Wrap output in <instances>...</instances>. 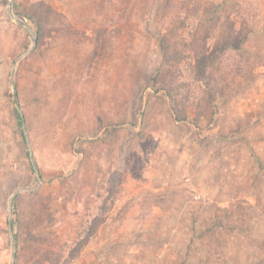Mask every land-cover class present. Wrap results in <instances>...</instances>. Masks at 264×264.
<instances>
[{
	"label": "rangeland",
	"instance_id": "1",
	"mask_svg": "<svg viewBox=\"0 0 264 264\" xmlns=\"http://www.w3.org/2000/svg\"><path fill=\"white\" fill-rule=\"evenodd\" d=\"M13 260L264 264V0H0Z\"/></svg>",
	"mask_w": 264,
	"mask_h": 264
},
{
	"label": "trees",
	"instance_id": "2",
	"mask_svg": "<svg viewBox=\"0 0 264 264\" xmlns=\"http://www.w3.org/2000/svg\"><path fill=\"white\" fill-rule=\"evenodd\" d=\"M16 104H17V101H16ZM16 114H17V116L19 117L20 116V114H19V112H18V108H16ZM33 169H35L36 170V167L35 166H33ZM225 218H226V221H222L221 219H219L218 217L216 218V220H215V225L218 227V228H223V227H225V231H227V230H231V228L233 227V225L232 224H230V220L233 218V212H229V211H225ZM237 227V226H236ZM238 228V227H237ZM214 232H216V236L220 233V232H217V231H214ZM227 242V237H225V245L227 244L226 243Z\"/></svg>",
	"mask_w": 264,
	"mask_h": 264
},
{
	"label": "water",
	"instance_id": "3",
	"mask_svg": "<svg viewBox=\"0 0 264 264\" xmlns=\"http://www.w3.org/2000/svg\"><path fill=\"white\" fill-rule=\"evenodd\" d=\"M20 19H22V18L20 17ZM35 44H36V41H35ZM24 54H25V53L21 54L20 57L23 56ZM13 196H14V195H13ZM12 198H13V197H12ZM10 214H11V215L13 214V209H11ZM13 264H14V260H13Z\"/></svg>",
	"mask_w": 264,
	"mask_h": 264
}]
</instances>
